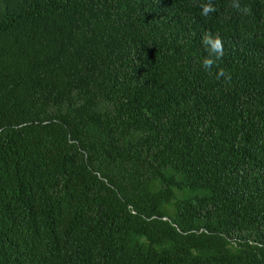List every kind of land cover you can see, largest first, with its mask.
<instances>
[{
  "label": "trees",
  "instance_id": "1",
  "mask_svg": "<svg viewBox=\"0 0 264 264\" xmlns=\"http://www.w3.org/2000/svg\"><path fill=\"white\" fill-rule=\"evenodd\" d=\"M206 2L0 0V264H264V0Z\"/></svg>",
  "mask_w": 264,
  "mask_h": 264
},
{
  "label": "clouds",
  "instance_id": "2",
  "mask_svg": "<svg viewBox=\"0 0 264 264\" xmlns=\"http://www.w3.org/2000/svg\"><path fill=\"white\" fill-rule=\"evenodd\" d=\"M199 7L201 9L200 14L204 17H208L210 14L216 12V8L211 0L200 4ZM231 7L238 12H243L244 14H247L249 11L247 7H241L239 0H232ZM202 43L207 46L209 53L208 57L202 61V67L210 72L211 69L216 66L217 61H219L224 56L223 41L219 35L214 36L212 33L206 32L202 38ZM221 77L230 79V75H228L222 68L216 73L217 79H220Z\"/></svg>",
  "mask_w": 264,
  "mask_h": 264
}]
</instances>
